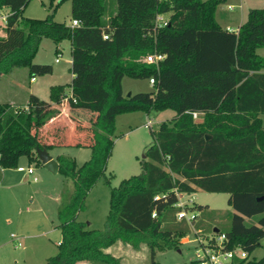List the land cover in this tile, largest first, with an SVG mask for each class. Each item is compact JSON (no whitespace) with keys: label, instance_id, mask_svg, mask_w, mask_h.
Masks as SVG:
<instances>
[{"label":"trees","instance_id":"obj_1","mask_svg":"<svg viewBox=\"0 0 264 264\" xmlns=\"http://www.w3.org/2000/svg\"><path fill=\"white\" fill-rule=\"evenodd\" d=\"M29 1L0 0V11H9L0 23V78L15 68H28L31 79L51 73L50 66L33 64L41 41L49 39L56 46L69 41L72 79L68 93L65 86L50 87L44 115L32 100L28 112L0 104V169H16L22 157L42 164L37 150L53 146L40 143L38 131L59 108L92 114L89 159L78 165L57 157V172L73 191L57 213V253L45 264H122L106 252L117 242L135 251L144 246L153 259L157 252L179 250L185 237L220 235L225 250L240 247L248 254L233 264H264V256L250 259L264 238V58L257 54L264 48V6L250 9L234 32L215 19L225 0H70L77 27L54 22L52 15L24 18ZM158 16L166 26L157 27ZM149 54L163 59L146 64ZM123 78L153 79L154 91L126 97ZM165 110L175 116L150 132L140 173L111 188L104 228L88 229L78 214L105 178L117 116ZM199 190L228 195L235 212L228 229L205 227L207 207L196 204L185 207L199 212L192 226L176 220L177 195Z\"/></svg>","mask_w":264,"mask_h":264},{"label":"rangeland","instance_id":"obj_2","mask_svg":"<svg viewBox=\"0 0 264 264\" xmlns=\"http://www.w3.org/2000/svg\"><path fill=\"white\" fill-rule=\"evenodd\" d=\"M59 1L53 0L52 5H50V0H30L22 16L24 18L44 20L52 15L54 22L65 23L69 26L72 21L71 1L64 0L56 7ZM229 5H232V9L228 8ZM263 6L264 0H225L217 7L216 12L223 25L229 24L233 28H236L235 26L240 22L241 16L244 13L250 9L262 8ZM8 13V9L0 11V23H3L2 18L6 17ZM3 35L4 33L1 29L0 36ZM56 48L59 49L58 53H56ZM70 52L71 48L68 40H64L56 46L53 41L43 39L33 59V64L50 66L52 72L49 74H35L33 80H31L28 68L13 69L9 74L3 75L0 78V102H15L19 104V106L14 105L17 109V107L26 106L29 96L34 95L40 103H45V101H49L50 87L58 85L65 86L68 93V86L71 82ZM257 54L264 58V48L259 50ZM56 59H58V62H56ZM122 91L123 95L127 96L129 93H149L154 91V89L146 79L123 78ZM21 104L24 105L21 106ZM174 116L175 112L172 110L152 112L149 115L142 112H134L117 116L115 136L121 135L122 137L115 143L112 156L107 164L105 178L99 180L89 191L85 200V209L78 214L79 221L85 223L91 222L87 226L88 229L102 230L104 228L111 188L118 186L121 180L140 173L141 162L144 160V151L152 142L150 132L156 131L160 124L170 121ZM261 118L264 128V114L261 115ZM147 119L151 120L152 126L146 129L144 128V124ZM25 159V157H22V161H26ZM31 166L34 171L33 175L23 173L25 175V199L29 204L33 198V206H37L39 203L47 204V212L53 222L57 224L56 206L58 204L49 198L47 199L46 195L49 194L51 197H54L56 194L60 195L61 192H65L63 190L67 187L64 185L66 183L70 185V190H73V184H71L72 182L69 179L60 174H56L55 176L49 175V179H45L42 182L39 176L41 164H32ZM34 177L37 178L38 182H34ZM30 195L33 197L28 199ZM179 197L181 198L180 201L185 203V206H190V198H192L193 204L207 207V216L204 218L205 227L210 229L217 227L220 230L229 228L231 216L235 212L227 204V194L206 193L199 190L194 196L179 194ZM246 222L250 225H257L255 219H246ZM194 239L195 237H185L181 240L183 245L179 250L157 252L153 259L146 247L142 246L138 251L130 247L125 252L124 264H195L194 250L196 244L193 242ZM9 249L14 256L21 250V248L14 250L13 244L9 246ZM106 252L108 253V251ZM263 256L264 238L260 241V247L252 252L250 259L259 260ZM78 264L100 263L81 262Z\"/></svg>","mask_w":264,"mask_h":264},{"label":"crops","instance_id":"obj_3","mask_svg":"<svg viewBox=\"0 0 264 264\" xmlns=\"http://www.w3.org/2000/svg\"><path fill=\"white\" fill-rule=\"evenodd\" d=\"M229 7H232V5H229ZM247 13L241 16L240 22L235 26L236 28L229 24L223 25L218 18L217 12L215 13V19L223 29L236 32L246 20ZM31 100L37 103L34 109L39 114L44 115L45 112L49 111L46 105L50 103V100L48 102L45 101L44 105H39L41 103L36 97L30 95L27 102ZM3 103L19 106L15 102H0V104ZM24 104H21V106ZM51 106L53 105L51 104ZM54 115L39 129L38 137L40 143L53 146L46 152L56 162L57 157L62 156L74 159L78 165L83 164L89 159L91 153L89 144L92 141V134L89 130L88 122L92 114L83 110L59 108V112L57 111ZM147 121L148 119L146 123ZM121 137V135H117L115 143ZM25 160L22 161V158H20L19 167L32 169V164L27 159ZM0 174V264H45L49 257L57 253V247L61 241V232L47 212L48 205L39 203L37 206H33L32 195L28 197V199L32 198V200L29 204L27 203L25 199L26 193H24L25 175L22 172L14 169H0ZM33 174L34 171L32 170V173L28 175ZM56 174L58 172L51 173L45 168L43 163L41 164L39 176L42 182L45 179H49V175L55 176ZM34 179H36L34 182H38L36 177ZM64 185L67 187L65 186V190H63L65 192H61L60 195L56 194L54 197L49 194L46 195L47 199L49 198L58 204L56 206L57 213L67 203L73 191L72 189L70 190L68 183ZM192 195L194 196L195 194ZM87 224L90 225L91 222ZM11 244L14 245V250L21 248L17 254L14 253L16 254L15 256L9 249ZM129 248V246L117 242L106 251L119 258L121 263L124 264L125 252Z\"/></svg>","mask_w":264,"mask_h":264},{"label":"built area","instance_id":"obj_4","mask_svg":"<svg viewBox=\"0 0 264 264\" xmlns=\"http://www.w3.org/2000/svg\"><path fill=\"white\" fill-rule=\"evenodd\" d=\"M229 9H232V7H229ZM6 17L2 18V21L5 22ZM71 27H77L79 26V23L76 20H72ZM166 26V20L163 16L157 17V27H163ZM104 39H107V36H103ZM163 59L162 55H152L149 54L146 57L142 59V61L146 64L150 65H157L159 61ZM56 62H58V59H56ZM33 80V79H31ZM149 84L152 86L154 84L153 79H149ZM18 110H21L23 112H28V107L24 106ZM198 114H193V118L197 119ZM152 126L151 120H148L145 128H149ZM16 171L31 174L32 169L31 168H24V167H17ZM36 181V179H34ZM183 195V194H180ZM178 202L175 205V207H178L180 210L176 213V220H185L189 225L192 226L194 222L197 221L199 217V212L187 210L185 209V203L181 202V198L179 197V194L177 195ZM158 199V197H155V200ZM190 206L193 205V199L190 198ZM156 214L152 213V217H155ZM193 234H199V231H195L192 229ZM184 239V238H183ZM224 235L220 236H210L208 238H205V236H198L196 237L193 242L195 245V264H233L236 260H244L247 258L248 254L246 251H244L242 248L237 247L232 250H225L223 248V242H224ZM187 239V243H188ZM20 246V244H18Z\"/></svg>","mask_w":264,"mask_h":264},{"label":"water","instance_id":"obj_5","mask_svg":"<svg viewBox=\"0 0 264 264\" xmlns=\"http://www.w3.org/2000/svg\"><path fill=\"white\" fill-rule=\"evenodd\" d=\"M131 94L129 93L126 97H129ZM37 155L39 160L44 164L45 168L51 173H56L58 170V164L56 161L51 159V157L47 154L46 150H37ZM263 197L259 198L261 200Z\"/></svg>","mask_w":264,"mask_h":264}]
</instances>
